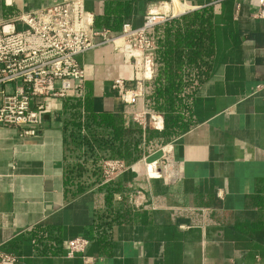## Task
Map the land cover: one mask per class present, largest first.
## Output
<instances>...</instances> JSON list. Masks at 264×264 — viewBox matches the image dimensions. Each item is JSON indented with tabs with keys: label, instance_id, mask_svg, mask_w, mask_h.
Returning a JSON list of instances; mask_svg holds the SVG:
<instances>
[{
	"label": "crops",
	"instance_id": "obj_1",
	"mask_svg": "<svg viewBox=\"0 0 264 264\" xmlns=\"http://www.w3.org/2000/svg\"><path fill=\"white\" fill-rule=\"evenodd\" d=\"M58 1L0 0V23L23 29L20 15ZM179 1L212 15V70L191 100L193 124L152 144L149 130L162 131L134 120L135 113L153 112L146 93L127 104L113 88L115 79L133 77L128 51L108 42L78 55L87 78L81 100L96 113L119 117L124 145L132 150L137 140L140 156L113 183L101 184L103 158L96 170L85 145L68 136L76 116L68 106L72 97L56 100L59 108L44 116L36 135L0 127V252L16 257L4 264H84L82 256H67L75 237L90 238L86 255L93 264H264V93L258 90L264 85V20L254 17L257 0ZM84 3L94 18L105 12L106 0ZM168 3L136 0L125 23L142 27L149 10ZM111 133L95 130L99 141H114ZM165 145L172 147L174 181L149 178L144 165V158L159 159ZM95 148L101 157L111 154ZM76 164L81 172L69 185ZM79 185L84 189L76 193ZM137 192L140 207L132 202ZM39 233L57 242L36 240Z\"/></svg>",
	"mask_w": 264,
	"mask_h": 264
},
{
	"label": "built area",
	"instance_id": "obj_2",
	"mask_svg": "<svg viewBox=\"0 0 264 264\" xmlns=\"http://www.w3.org/2000/svg\"><path fill=\"white\" fill-rule=\"evenodd\" d=\"M194 10L182 1L170 0L162 9L149 10L142 27L133 28L125 23L118 34H112L107 29L94 28V14L86 10L84 0H60L42 10L20 15L18 20L25 25L23 29H17L12 21L0 23V127L19 128L22 136L36 135L44 116L59 108L56 100L83 99L87 78L77 56L108 42L122 40L120 44L128 51L133 77L129 81L115 79L113 88L124 103L136 104L145 97L146 82L154 76L155 45L148 32ZM254 17L264 20V0H257ZM258 90L264 93V85ZM134 120L142 127L158 131L164 128L160 113L138 112ZM160 151L159 159H143L148 177L178 179L172 147L165 145ZM133 165L121 158L102 159L101 184L113 183ZM132 202L136 207L143 204L141 192L134 194ZM90 242L88 237L70 239L67 256L79 255L84 264H93V258L86 255ZM15 258L0 252V264Z\"/></svg>",
	"mask_w": 264,
	"mask_h": 264
},
{
	"label": "trees",
	"instance_id": "obj_3",
	"mask_svg": "<svg viewBox=\"0 0 264 264\" xmlns=\"http://www.w3.org/2000/svg\"><path fill=\"white\" fill-rule=\"evenodd\" d=\"M135 1L106 0L104 14L94 18V28L120 32L123 24L129 19L131 6ZM148 36L155 45V64L154 76L146 82L147 103L153 112L160 113L164 117L162 132L157 134L149 130L148 137L152 144H164L186 132L193 124L190 114L191 100L198 88L210 76L212 64L209 59L213 55L214 42L211 11L205 9L172 18L157 25L148 32ZM69 101L68 106L75 109L76 116L69 123L71 131L68 136L72 137L74 142L85 145L87 153L94 158L96 170L99 169L98 159L101 158L117 157L131 163L140 156L137 140L132 150L124 145L122 138L125 130L119 117L96 113L92 111V106L91 109L89 108L87 101L81 99L72 98ZM82 107L87 111L84 118L82 110L80 111ZM82 128H86L89 135H81ZM102 128L111 129L114 141L98 140L95 130L100 131ZM95 144L100 148L98 150L111 154L99 156ZM80 169V165L77 164L71 167L67 178L69 185L74 183L76 180L74 173L79 174ZM83 189L79 185L76 193H80ZM110 197L108 196V200ZM48 237L44 233L34 235L36 240L43 242L47 241ZM52 240L57 242L56 238H49L47 243Z\"/></svg>",
	"mask_w": 264,
	"mask_h": 264
},
{
	"label": "rangeland",
	"instance_id": "obj_4",
	"mask_svg": "<svg viewBox=\"0 0 264 264\" xmlns=\"http://www.w3.org/2000/svg\"><path fill=\"white\" fill-rule=\"evenodd\" d=\"M170 6V10L172 11V9H173V7L171 6V5H169ZM117 44H118V47L119 48H121L122 50L124 49V50H126L125 48H124V45H122V44H120V42H116ZM123 43V42H122ZM124 44V43H123ZM121 45V46H120Z\"/></svg>",
	"mask_w": 264,
	"mask_h": 264
},
{
	"label": "bare ground",
	"instance_id": "obj_5",
	"mask_svg": "<svg viewBox=\"0 0 264 264\" xmlns=\"http://www.w3.org/2000/svg\"><path fill=\"white\" fill-rule=\"evenodd\" d=\"M175 1H177V0H175ZM122 40H120L119 42H121Z\"/></svg>",
	"mask_w": 264,
	"mask_h": 264
}]
</instances>
